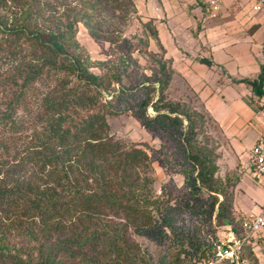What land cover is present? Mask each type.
Segmentation results:
<instances>
[{
    "label": "trees",
    "instance_id": "16d2710c",
    "mask_svg": "<svg viewBox=\"0 0 264 264\" xmlns=\"http://www.w3.org/2000/svg\"><path fill=\"white\" fill-rule=\"evenodd\" d=\"M0 10L4 11L0 53L11 61L6 68L9 74H0V86L12 90L0 110V171L10 173L7 181H0V264H208L215 257V245L197 237L193 222L187 225L177 218L191 199L198 201L194 197L202 199V213L215 225H229L238 238H244L241 219L235 221L232 215V182L227 175L225 181L218 178L217 154L208 146L213 140L208 139L205 119L211 116L168 95L177 76L172 59L161 56L157 74L142 72L141 79L108 88L137 65L134 56L139 50L132 49L131 39H121L122 27L113 25L116 18L125 23L138 14L134 0H0ZM146 21L142 25L150 33L144 47L152 38L165 54L153 19ZM78 24L93 40L108 42L113 52L120 53L103 64L107 74L93 72L90 57L77 51ZM124 43L130 50L126 54ZM195 60L211 68L219 66L210 55H197ZM121 64L123 69L116 71ZM44 79L55 85L36 92ZM230 81L245 83L254 96L264 97V55L255 76ZM17 111L23 117H17ZM127 112L151 136L161 139L158 136L165 133L174 143L191 189L183 197V207L172 204L168 195L155 194L157 176L151 174L148 143L127 142L114 130L109 133L108 117ZM25 120L34 128L29 144L22 148L28 153L16 162L9 159V144L25 135L20 129ZM200 134L207 137L208 145L198 140ZM160 147L164 148L162 139ZM25 161L51 168L41 173L48 179L53 167L62 164L65 179L41 189L25 177L12 184L11 173L23 170ZM75 170L85 179L72 178ZM140 238L171 251L155 257ZM252 243L242 242L238 264L253 258ZM251 264H257V258Z\"/></svg>",
    "mask_w": 264,
    "mask_h": 264
},
{
    "label": "rangeland",
    "instance_id": "374dc122",
    "mask_svg": "<svg viewBox=\"0 0 264 264\" xmlns=\"http://www.w3.org/2000/svg\"><path fill=\"white\" fill-rule=\"evenodd\" d=\"M134 0L137 8L136 15H130L128 20L125 23H122L119 19L113 20L114 26H120L121 31L119 32L121 39L123 38H129L132 41V49H138L139 53L136 54L134 50H131V52L136 54L134 56L137 61V65H135L134 68L129 67L128 72H126L125 75L121 76V79L119 82L111 84L108 86V88L117 89L120 86H126L129 84L131 79L142 77V72L146 75H150L152 73H156L159 70L157 61H159L162 57H164L165 54L162 53L161 48H158L155 45V42L152 38L149 39L148 46L144 47V38L150 33L149 30H146L144 26L142 25L143 22L150 17L147 15L149 14L150 10H153L155 8V5H158V3H161V0ZM198 0H191V4H194ZM55 2V1H54ZM192 6V5H190ZM146 8V11L144 10ZM141 9L144 10V12H139ZM142 10V11H143ZM58 13L61 12V9H58ZM0 13H4V11L0 10ZM55 21H57V14H55ZM64 19L65 18H60ZM147 22V21H146ZM76 42L80 45L77 51L82 50L86 55L90 57V67L93 72H99V74H107L108 69L106 65H103L106 62H109L111 59H117L120 57V53L113 52V49L110 48L108 42H104L103 44L96 42L93 40L86 28L82 24H78V31L75 36ZM125 42V41H123ZM124 49L122 50L123 53L126 54L127 51H130L127 49L126 44L124 43ZM5 53H0V74L5 71V75H8L9 71H7V67L11 63L10 60H6V57L4 55ZM112 54V57H111ZM111 58V59H110ZM167 58V57H166ZM162 59V58H161ZM166 63L167 68H170V64L167 63L166 59H163ZM161 61V60H160ZM116 65V63H115ZM116 71H121L123 69V65L116 66ZM115 71V70H114ZM2 75V74H1ZM128 76H132L131 78H128ZM45 84H38L36 86V92L40 93L44 90L47 92L48 85L53 87L55 85V82L48 81V79H44ZM12 90H5L0 86V110L3 109V101L7 99L8 97L12 96L11 93ZM170 92V94H169ZM106 95V92L103 94ZM168 95H171L173 100L180 102L181 104L187 105V107L192 110L195 109L199 113L204 112L205 114H210L205 111L203 105L199 101V98H197V95L195 92L191 91L188 86H186L184 83H182V79L177 78V76H173L171 80V84L169 86ZM192 108V109H191ZM193 110L192 112H194ZM150 113H154V111L149 108ZM17 117L21 118L23 117L21 111H17ZM197 119H200L199 116H197ZM109 121V133H111L113 130L118 137H121L125 139L127 142H134L139 143L138 140H144L149 146V151H147L151 155V166H152V172L151 174H154L157 176V181L154 183V190L155 194L160 193L161 195L166 197L167 195L171 198V203L174 205H179L183 207L184 200L183 197L185 194L190 193V185L187 183L186 177L184 174H182L181 170L184 167V163L182 164V160L180 157L176 155V149L175 145L170 139L169 135L162 133L158 137H162L164 148H161V139H158L157 137L151 136V134L143 128V126L137 121V119L132 115V113H125L121 115H112L108 117ZM37 127L39 123L35 124ZM205 126L207 129V135L209 136L208 139L210 141V138L213 141L209 142V145L206 144L207 137L198 136V140L204 141V144L208 145L209 147H212L215 149V152L217 154V160L216 165L218 166L217 170V176L218 178H221L225 181L226 175L229 177V180L232 182V185L229 186L230 192L233 194V203L236 204L237 198H241L244 203H247L252 208V213L255 214L258 212L260 206L264 203V180L261 179L259 176L257 178L253 177H247L240 175L239 179L237 180V176L235 174V171H224L226 168L224 167V164H222V159L220 157L223 154L227 155L231 153V149H228V139L223 131H220V128L218 127L217 122L212 117H206L205 119ZM34 128V127H33ZM32 126H30L29 121H21L20 129L22 134H25V138L23 136L19 140L16 138L15 141H12L9 144L10 149V155L9 159H15L14 161H22L27 151H22V148L27 146L30 142L31 136L29 135L30 132H32ZM28 133V135L26 134ZM27 135V136H26ZM122 135V136H121ZM143 147V146H140ZM219 147H221L222 150L219 151ZM159 149V150H158ZM26 152V154H25ZM225 152V153H224ZM23 156L19 158L20 155ZM248 153V152H247ZM32 154V153H31ZM249 161V160H248ZM222 164V166H221ZM241 166V165H240ZM53 167V166H51ZM52 172L53 175L50 177V179L43 177L41 178L42 174H46L47 172L51 171V168H41L40 163L32 162V161H25V165L23 170H17L14 173H11L12 177L14 178L12 184L18 179L21 180V178L25 177L26 179H29L32 181L35 185L40 186L41 189L44 186H49L55 184L54 181L57 183H61L65 178L62 174V171H65L64 165H57ZM239 170V168H238ZM245 170V169H244ZM56 171V172H54ZM42 173V174H41ZM10 173H7L5 170L0 171V181L5 182L9 178ZM59 176V178H58ZM71 178V177H70ZM72 178H77L78 180L82 181L85 179L84 173L80 172L79 170H75L74 174L72 175ZM87 182L91 183L90 179H87ZM61 188V187H60ZM194 197V196H193ZM235 202H234V198ZM196 198L198 201H195L191 199L189 201V208L188 206H185V209L183 212H181L180 216H177V218H181L184 223H187V225L193 222L195 224V229L197 231V237L198 238H204V240L209 242L211 241L212 244L216 245L217 240H225L230 236V226L229 225H215V222L212 218L206 217L205 214L202 213V210L204 208V205H199V202H202V199ZM238 198V199H239ZM193 204V206H190ZM239 205H241V202H238ZM233 219L235 221L242 220L243 217H240L241 215L239 212L234 213L233 207ZM186 232V230H185ZM192 232L190 230H187V234H191ZM201 236V237H200ZM228 236V237H227ZM230 238V237H229ZM140 242L143 245H148L151 252L154 254L155 257L161 255L163 252H169L171 251V248L168 246L167 249L165 247H159L155 245L153 242L146 240L145 238H140ZM252 242V240H250ZM250 244V243H249ZM251 247H253L254 250V256L250 260L244 259V264H251L254 261V257L257 258V264H264V237L261 239H257L256 242H253L251 244ZM179 246L176 247L178 249ZM248 250V249H247ZM247 250L245 251V254L247 255Z\"/></svg>",
    "mask_w": 264,
    "mask_h": 264
},
{
    "label": "crops",
    "instance_id": "0c3cea01",
    "mask_svg": "<svg viewBox=\"0 0 264 264\" xmlns=\"http://www.w3.org/2000/svg\"><path fill=\"white\" fill-rule=\"evenodd\" d=\"M190 1L161 0L147 15L153 19L177 76L229 137L227 151H232L223 156L221 151L219 157L227 166L224 171H235L237 180L240 175L252 179L246 164L251 147L264 135V97L257 98L247 84L230 79L252 77L259 70L264 55V3L221 0L219 12L211 15ZM255 4L258 10L253 9ZM197 55H210L219 66L208 67L195 60ZM238 198L234 213L252 215L250 205Z\"/></svg>",
    "mask_w": 264,
    "mask_h": 264
},
{
    "label": "built area",
    "instance_id": "2783aa9c",
    "mask_svg": "<svg viewBox=\"0 0 264 264\" xmlns=\"http://www.w3.org/2000/svg\"><path fill=\"white\" fill-rule=\"evenodd\" d=\"M264 3V0H261ZM196 6H204L209 14H217L221 7V0H198ZM254 10H258L259 6H253ZM249 161L246 166L252 177L259 176L264 180V135H260L257 141L250 149ZM241 228L245 235L243 239L238 238L232 231L230 238H226L220 244H216L215 257L208 264H227L226 261L234 260L235 264L239 263V253L242 242L247 240L256 242L257 239L264 237V203L260 206L257 213L245 216L241 221Z\"/></svg>",
    "mask_w": 264,
    "mask_h": 264
},
{
    "label": "clouds",
    "instance_id": "9594fccd",
    "mask_svg": "<svg viewBox=\"0 0 264 264\" xmlns=\"http://www.w3.org/2000/svg\"><path fill=\"white\" fill-rule=\"evenodd\" d=\"M244 218V217H243ZM242 221V220H241ZM231 231V230H230ZM231 233V232H230Z\"/></svg>",
    "mask_w": 264,
    "mask_h": 264
}]
</instances>
